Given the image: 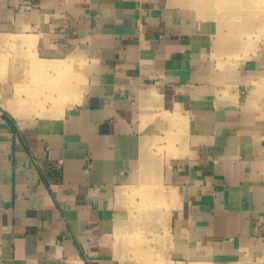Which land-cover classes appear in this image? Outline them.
<instances>
[{"label": "crops", "instance_id": "1", "mask_svg": "<svg viewBox=\"0 0 264 264\" xmlns=\"http://www.w3.org/2000/svg\"><path fill=\"white\" fill-rule=\"evenodd\" d=\"M210 4L0 0V264H264V37Z\"/></svg>", "mask_w": 264, "mask_h": 264}, {"label": "rangeland", "instance_id": "2", "mask_svg": "<svg viewBox=\"0 0 264 264\" xmlns=\"http://www.w3.org/2000/svg\"><path fill=\"white\" fill-rule=\"evenodd\" d=\"M198 2L205 5L211 3L209 6L215 8L217 5L220 7L225 5L230 8V11L220 10L214 12L216 22L222 26L221 30L227 38H230L231 41L241 42L246 47L247 54L264 37V0H198ZM209 14L210 12L204 13V21L208 19L207 15ZM38 80L42 83L45 81V78L40 76ZM59 83H63V77H59ZM21 93L28 97V92L23 91ZM48 94L50 92L39 91L38 99H40V103H46ZM55 94L57 95L56 100H60V95L58 96L57 92ZM149 221L150 224H153V220L147 221L138 219V217L133 222L135 234L131 246L139 249H142L144 246L147 248V251L143 252L144 256H133V262L140 263L146 261V259L149 261L151 254L159 246L157 227L148 226L150 225L148 224Z\"/></svg>", "mask_w": 264, "mask_h": 264}, {"label": "built area", "instance_id": "3", "mask_svg": "<svg viewBox=\"0 0 264 264\" xmlns=\"http://www.w3.org/2000/svg\"><path fill=\"white\" fill-rule=\"evenodd\" d=\"M256 227L258 228L259 231L264 232V220L258 221L256 223Z\"/></svg>", "mask_w": 264, "mask_h": 264}, {"label": "bare ground", "instance_id": "4", "mask_svg": "<svg viewBox=\"0 0 264 264\" xmlns=\"http://www.w3.org/2000/svg\"><path fill=\"white\" fill-rule=\"evenodd\" d=\"M28 43H30V42H28Z\"/></svg>", "mask_w": 264, "mask_h": 264}]
</instances>
